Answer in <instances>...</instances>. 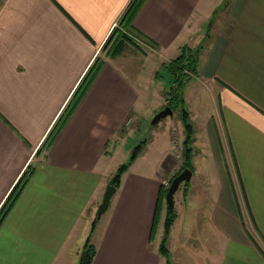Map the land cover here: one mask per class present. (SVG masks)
<instances>
[{
	"label": "crops",
	"instance_id": "crops-1",
	"mask_svg": "<svg viewBox=\"0 0 264 264\" xmlns=\"http://www.w3.org/2000/svg\"><path fill=\"white\" fill-rule=\"evenodd\" d=\"M129 2L0 0V206L33 166L0 227V264L73 261L85 239L76 232L88 227L109 185L113 153L139 130L148 96L157 95L158 112L165 107L155 74L183 47L196 49L204 25L223 6L234 26L210 41L200 74L182 90L193 134L192 176L180 204L202 199L194 213L203 225L194 228V252L186 248L181 259L264 264V0H145L133 26L153 44L141 67H150L147 83L138 72L129 74L123 53L105 58L53 144L36 154ZM169 117L140 142L105 215L95 218L92 264H166L158 231L153 240L150 234L161 180L182 164L184 128L176 112ZM132 149L126 148L128 157ZM178 220L177 212L171 229ZM167 248L169 263L181 264L168 242Z\"/></svg>",
	"mask_w": 264,
	"mask_h": 264
},
{
	"label": "trees",
	"instance_id": "trees-1",
	"mask_svg": "<svg viewBox=\"0 0 264 264\" xmlns=\"http://www.w3.org/2000/svg\"><path fill=\"white\" fill-rule=\"evenodd\" d=\"M144 2L145 0H130L123 14L119 18L118 23L116 24V26L113 27L109 36L101 47L100 53L94 58L90 66L85 71L84 75L75 87L64 108L58 115L45 139L41 143L36 154H40L43 151L48 150L53 144L56 137L61 132V130L77 108L78 104L84 97L88 88L95 79L97 73L103 66L105 58H115L121 55L129 46L139 48V45H137L136 42L133 41V37H137L141 40H144L148 44H150V46L153 47V44L148 41V39L143 37L140 33H138L133 26V20L135 18V15L137 14ZM197 54L198 49L190 50L185 46L182 48L179 56H177L168 63L162 64L161 71L155 74V78H158L160 77V74L163 71L166 72L171 78L172 86L165 94V107L168 106L173 112H178L179 119L184 128V139L182 143V164L180 170L174 175V177L184 169H189L192 171L191 142L193 129L191 124L189 123L188 113L183 107L182 90L185 84L197 73ZM144 144L145 142H142L139 145L133 147L129 154L127 162L118 166L117 170L109 180V185L114 186L116 189L119 187L121 176L139 156ZM32 174L33 166L29 164L14 184L5 200L3 201L2 205L0 206V227L8 216V214L11 212L14 205L16 204L21 193L27 186ZM167 190L168 188H164L162 186L160 187L150 234V240H153L155 238L158 226V219L163 209V205H165L167 210L163 223V235L158 247V252L166 260V264H170L168 261L169 251L166 242L170 229L177 218V214L175 212V209H173L172 211L168 210V207L165 202V195ZM95 224L96 220H93V222L91 223L90 233L93 232ZM81 253L82 256L79 264H92L93 259L96 255V248L90 242V234L86 237L83 243Z\"/></svg>",
	"mask_w": 264,
	"mask_h": 264
},
{
	"label": "rangeland",
	"instance_id": "rangeland-1",
	"mask_svg": "<svg viewBox=\"0 0 264 264\" xmlns=\"http://www.w3.org/2000/svg\"><path fill=\"white\" fill-rule=\"evenodd\" d=\"M225 4V2L223 3V5ZM211 22V23H210ZM210 23V26L208 28V25ZM234 24L231 22V20L226 16V9L223 7H219L216 9L215 11V15L212 19L209 20L208 23H206L204 25L203 28V32L201 33V35L199 34L198 36H202L203 38L200 41L199 46L196 48L198 49V63L202 64L203 63V58L207 55V53H209V49H211V43L210 41L213 40L214 38H216V35H222V36H228L227 34L230 33L231 29L233 28ZM202 28V26H201ZM134 42H136L137 45H139V48H136L134 46H129L124 52H123V59H125V61L127 62L128 66H127V70L129 71V74L133 76V74L136 72H138V74L140 75V77H144L145 82L147 83V71L150 67L148 66H144L143 68H141L143 65L145 64V57L149 55V53H151L150 49L152 48V46H150V44H148L146 41L141 40L137 37H133L132 38ZM188 48V47H187ZM182 50V49H181ZM181 50L179 52H181ZM190 50H194L193 48ZM180 53L177 55L179 56ZM175 56V58L177 57ZM198 66V64H197ZM130 68V69H129ZM199 68L197 69V74L199 73ZM201 70V68H200ZM159 71H161V68L159 69ZM149 72V71H148ZM200 74V73H199ZM154 89H159L165 98V94L167 93V91L170 89V87L172 86V80L169 77V75L166 72H161L160 77L157 78L156 81H154ZM153 89H152V93H153ZM158 97L157 95H155V93L152 94V96H148L147 97V102L145 104H143V108L140 111L141 114V126L139 128V130L137 131V133L135 135H132L131 137H129L128 142L126 143V147L124 146V144L121 145V147L118 149V151L113 153V157L111 159L112 161V170L111 173L107 175V180H109L111 178V175L113 174L114 170L116 168H118V166H120L123 163H126L128 160V156L126 154V148L127 147H134L135 145L139 144L143 139H148L150 138V129H156V126H151V120L153 118V116L150 118L151 116V110L154 108L156 109L157 113H158V109L157 108V101ZM166 102V100H165ZM166 104V103H165ZM201 103L199 104V102L195 105V109L198 111H201ZM204 109V107H202V110ZM177 115L178 112L176 111ZM179 116V115H178ZM171 117L167 116L164 119H162L160 121L164 122L168 119H170ZM178 124L180 125V129L183 128V125L181 123ZM153 130V133H154ZM181 134V133H180ZM166 135V134H165ZM172 137L178 142V132L173 130L172 132ZM184 139V137H183ZM127 156V157H126ZM182 161V156H180L179 158ZM133 165V164H132ZM131 165V166H132ZM138 170H146L145 168H137ZM162 181V180H161ZM185 183L181 184L179 189L177 190V192L174 194V208L175 212L177 214V212L180 215V220H178L177 224H175L176 226L171 230L170 236L168 234L169 237H167V242L170 245V251L173 252V257L175 259V262H180L181 264H183V260L182 255L184 254L185 249L187 248V250H190V252H194L192 249V246L194 245V241L197 239H194V236H197L198 232L194 233V228L195 227H200L203 225V218L201 215H195V211L197 210V208L199 209L200 206L199 204L203 205V200L202 199H191L185 206L182 205L181 206V201L182 198L181 197H185V195H182V189L184 187ZM112 202V200L110 201V203ZM101 204V203H100ZM99 207V206H98ZM98 209V208H97ZM95 210L94 214H91L90 219H89V225L87 227V225H83L81 228H79V231L76 232L77 236H82V238H85L90 234V242L92 243L91 240V234L90 233V229H91V223L93 222V220H95V214L96 211ZM166 207L164 208V212L162 213L161 216H159L158 219V226H157V235H156V244H160L161 239H162V235H163V223H164V218H165V214H166ZM106 213V212H105ZM105 213H103L102 215H105ZM105 216L102 217V220H100V224L104 222ZM177 219V218H176ZM97 224V223H96ZM95 224V225H96ZM98 227V224L97 226ZM87 232V233H86ZM87 234V235H86ZM79 237L78 239L76 238V241L79 242ZM84 239V241H85ZM83 241V243H84ZM82 242V241H81ZM81 242L80 245H81ZM166 242V244H167ZM77 243V244H79ZM83 243L80 247L79 250L75 251V253H73L70 257L73 260L72 262H68L67 264H79L81 256H82V246ZM178 264V263H177Z\"/></svg>",
	"mask_w": 264,
	"mask_h": 264
},
{
	"label": "water",
	"instance_id": "water-1",
	"mask_svg": "<svg viewBox=\"0 0 264 264\" xmlns=\"http://www.w3.org/2000/svg\"><path fill=\"white\" fill-rule=\"evenodd\" d=\"M173 114V111L171 110L170 107L166 106L164 107L162 110H160L158 113H156L152 120H151V125L155 126L157 125L162 119H164L167 116H171ZM192 176V171L189 169H184L183 171H181L178 175H176L174 178H172L170 186L166 192L165 195V202L166 205L168 207V210L172 211L174 208V194L177 192L179 186L183 183H188L190 178ZM116 188L112 185H107L106 189L104 191L103 194V198L101 201V204L99 205L97 211H96V215L95 218L96 220L99 219V217L105 213V211L107 210L109 203H110V199L113 196V194L115 193Z\"/></svg>",
	"mask_w": 264,
	"mask_h": 264
},
{
	"label": "built area",
	"instance_id": "built-area-1",
	"mask_svg": "<svg viewBox=\"0 0 264 264\" xmlns=\"http://www.w3.org/2000/svg\"><path fill=\"white\" fill-rule=\"evenodd\" d=\"M116 26V25H115ZM181 155L177 156V158H180ZM177 171V170H176ZM177 172H174L172 173L171 177L170 178H166V179H163L161 181V186L164 187V188H169L170 186V183H171V179L174 177V175L176 174Z\"/></svg>",
	"mask_w": 264,
	"mask_h": 264
},
{
	"label": "bare ground",
	"instance_id": "bare-ground-1",
	"mask_svg": "<svg viewBox=\"0 0 264 264\" xmlns=\"http://www.w3.org/2000/svg\"><path fill=\"white\" fill-rule=\"evenodd\" d=\"M172 180V179H171Z\"/></svg>",
	"mask_w": 264,
	"mask_h": 264
}]
</instances>
